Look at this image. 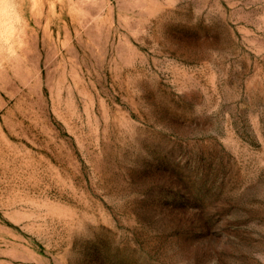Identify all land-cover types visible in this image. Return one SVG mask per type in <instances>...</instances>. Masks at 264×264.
<instances>
[{
  "label": "rangeland",
  "instance_id": "rangeland-1",
  "mask_svg": "<svg viewBox=\"0 0 264 264\" xmlns=\"http://www.w3.org/2000/svg\"><path fill=\"white\" fill-rule=\"evenodd\" d=\"M0 264H264V0H0Z\"/></svg>",
  "mask_w": 264,
  "mask_h": 264
}]
</instances>
